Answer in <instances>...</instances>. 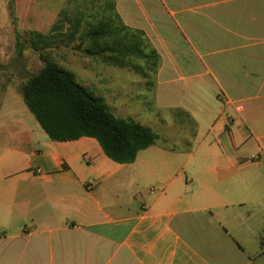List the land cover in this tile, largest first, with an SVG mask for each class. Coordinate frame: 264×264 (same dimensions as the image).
I'll list each match as a JSON object with an SVG mask.
<instances>
[{"label":"crops","instance_id":"crops-1","mask_svg":"<svg viewBox=\"0 0 264 264\" xmlns=\"http://www.w3.org/2000/svg\"><path fill=\"white\" fill-rule=\"evenodd\" d=\"M226 1L216 16L227 19L228 48L258 51L212 62L220 90L212 114L163 106L161 89L177 80L178 61H164L157 73L158 106L187 115V136L159 134L122 165L92 138L59 143L34 126L19 131L12 152L21 167L8 171V210L30 216L32 226L0 232V264H264V0ZM9 2L0 0L8 20ZM23 6L35 24L34 0ZM152 17L133 27L159 49L169 42L167 27ZM3 37L0 27V56Z\"/></svg>","mask_w":264,"mask_h":264},{"label":"rangeland","instance_id":"rangeland-1","mask_svg":"<svg viewBox=\"0 0 264 264\" xmlns=\"http://www.w3.org/2000/svg\"><path fill=\"white\" fill-rule=\"evenodd\" d=\"M17 1L18 5L22 3L19 5L22 17L17 15V27L24 41L21 53H16L14 48L16 35L12 17L8 9L9 20L0 10V27L4 32L0 56V128L5 132L0 136V232L4 229L9 234L19 231L21 227L32 226L30 216L20 215L18 209H14V214L10 216L8 210V171L15 173L21 167L17 155L12 152L19 144L18 133L29 125L47 136L18 92L19 86L44 66L26 35L27 31H31L30 27L34 26L39 32L49 34L55 24L64 22L62 42L52 45L45 53L57 64L73 72L79 83L104 98L117 117L151 127L171 141L187 136L183 130L189 134L191 126L182 110L178 114L175 108L158 106L157 74L147 71V75H144L131 67L107 65L85 57V44L80 40L71 42L67 39L71 32V22L68 20L80 14L100 20L113 13L110 9L113 6L121 20L133 29V26L144 23L147 15L153 16V19L157 17L167 27L165 33L170 42V45L165 42L164 46L159 45L157 49L147 36L161 56L158 72L163 62L172 58L178 61L177 67L180 69V72H174L177 79L174 84L161 89V104L192 105L208 114L214 110L213 93L220 91L214 80L212 62L216 64L218 59H246L258 51L228 48L227 39L223 36L227 19L220 20L216 16L219 11L226 12V0H34L35 24L27 19V10H24L23 5L27 7L28 0ZM133 64L144 66V61L135 59ZM258 71L261 76L264 66H259ZM9 88L11 91L7 94ZM194 96H198L200 101ZM258 131L264 132V129ZM263 132H257V135Z\"/></svg>","mask_w":264,"mask_h":264},{"label":"trees","instance_id":"trees-1","mask_svg":"<svg viewBox=\"0 0 264 264\" xmlns=\"http://www.w3.org/2000/svg\"><path fill=\"white\" fill-rule=\"evenodd\" d=\"M8 5L14 17L16 0H10ZM110 9L113 13L100 20L82 14L69 19L71 32L67 39L82 41L85 57L107 65L131 67L144 75L153 71L156 75L161 56L146 33L127 26L115 7ZM13 23L16 25L15 20ZM64 29L65 23L59 21L49 34L26 32L32 49L39 54L44 66L19 86V94L51 141L65 143L92 138L115 163H135L141 151L158 143L160 135L151 127L117 117L104 98L79 83L73 72L45 53L52 45L62 42ZM16 41L18 53H21L24 41L20 34H16ZM135 59L143 60L144 66L133 64Z\"/></svg>","mask_w":264,"mask_h":264},{"label":"built area","instance_id":"built-area-1","mask_svg":"<svg viewBox=\"0 0 264 264\" xmlns=\"http://www.w3.org/2000/svg\"><path fill=\"white\" fill-rule=\"evenodd\" d=\"M257 157H258V156L254 157L253 159L255 160V159H257Z\"/></svg>","mask_w":264,"mask_h":264}]
</instances>
